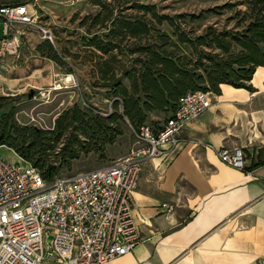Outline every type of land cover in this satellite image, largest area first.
<instances>
[{
	"label": "trees",
	"instance_id": "obj_1",
	"mask_svg": "<svg viewBox=\"0 0 264 264\" xmlns=\"http://www.w3.org/2000/svg\"><path fill=\"white\" fill-rule=\"evenodd\" d=\"M93 4L95 13L83 17L79 24L87 34L81 37L77 58L90 67V86L105 89L112 112L102 115L91 105L86 109L75 103L59 114L54 128L42 129L19 124L14 105L3 110L11 96L0 93V146L31 163L46 180L69 165L80 150L100 151L111 143L121 134L120 122L134 130L151 123L155 130L160 124L152 116L166 119L185 92L218 94L220 84L250 90L255 68L264 67V0L226 2L192 15L195 21L203 13H233L226 18L234 20L230 27L209 24L199 33L193 28L184 30L170 16L159 15L153 6L137 0H93ZM126 9L141 14H124ZM152 21L166 23L170 31L156 30ZM34 51L57 65L67 64L65 55L48 40L37 42ZM66 71L73 70L69 67ZM79 134L86 138L81 140ZM260 152L257 149L251 154L249 167L264 163Z\"/></svg>",
	"mask_w": 264,
	"mask_h": 264
},
{
	"label": "crops",
	"instance_id": "obj_2",
	"mask_svg": "<svg viewBox=\"0 0 264 264\" xmlns=\"http://www.w3.org/2000/svg\"><path fill=\"white\" fill-rule=\"evenodd\" d=\"M26 46L29 54L4 68L7 74H17L29 59L47 60L35 53L33 43H25L20 54ZM54 77L51 62L12 79L18 80L14 87L29 78L35 84L26 86L43 88ZM249 84L250 90L220 84L218 94L210 93V106L181 131V143L141 163L131 193V217L141 242L106 264H264V163L249 167L257 149L264 157V67L255 68ZM206 144L240 147L243 170L220 162ZM160 203L173 209L165 211Z\"/></svg>",
	"mask_w": 264,
	"mask_h": 264
},
{
	"label": "built area",
	"instance_id": "obj_3",
	"mask_svg": "<svg viewBox=\"0 0 264 264\" xmlns=\"http://www.w3.org/2000/svg\"><path fill=\"white\" fill-rule=\"evenodd\" d=\"M36 1L0 3V68L15 66L23 45L32 43L30 34L53 42ZM9 56L13 60L6 63ZM34 89L36 96L50 93ZM210 104L207 91L185 92L157 129L141 125L133 130L134 146L126 155L89 172L46 180L21 157L9 161L0 156V264H106L130 252L142 239L131 217L141 163L180 144L183 128ZM206 146L223 164L243 170L240 147ZM159 207L173 209L166 203Z\"/></svg>",
	"mask_w": 264,
	"mask_h": 264
},
{
	"label": "rangeland",
	"instance_id": "obj_4",
	"mask_svg": "<svg viewBox=\"0 0 264 264\" xmlns=\"http://www.w3.org/2000/svg\"><path fill=\"white\" fill-rule=\"evenodd\" d=\"M19 1L24 0H0L2 3ZM107 1L110 2V0ZM235 1L242 0H137L138 3L153 6V11L159 15L170 16L173 23L179 24L184 30L188 31L193 28L196 33H199L204 26L209 24H213L218 28L222 26L230 27L234 20L226 21V18L233 14L231 10L214 14L203 13V17L195 21L191 16L201 11L212 9L214 6ZM36 2L41 18L50 25L53 38L51 44H53L59 54L65 55L67 64L60 66L49 58H46L47 60L37 59V61L33 58L32 60L29 59L28 62L26 61L27 63L23 67H20L19 71L21 73H18V71L17 74H7L6 71H10L0 68V73L2 74L0 76V93L11 96L3 110L6 111L10 106L14 105V117L19 124H29L42 129L54 128V122L59 114L72 107L75 103L86 109H88V105H91L94 108V112L102 115L112 112L114 107L111 100L106 98L105 89L90 86L93 81L89 75L90 67L88 64H82L81 59L77 58L81 54L83 45L81 37L87 34L85 27L79 24L83 17L92 15L97 10L93 0H37ZM237 8H242V6ZM124 14L139 15L141 11L126 9ZM145 16L149 18V14ZM151 24L156 30L170 31L166 23L158 25L152 21ZM155 35L152 33L151 38L155 39ZM37 42L39 41L33 35L32 43L34 46ZM122 45H126V42H123ZM27 47L25 48V54L21 53L17 58L19 64L29 54ZM33 61L36 62V65H33L34 63L31 64ZM51 62L54 65V72L57 77H54L50 86L43 87V89L50 90L49 95L44 97L36 96V90L30 86L35 84V79L26 78L21 81L22 86H16L12 90L6 87L5 83H8L13 77H18L22 74L27 77L32 73L33 69L44 65L50 66ZM69 67L72 68V72L66 71ZM42 73L43 76L48 75L47 71ZM2 79L5 80L2 82ZM39 79L37 78L36 81L38 82ZM26 82L30 85L26 86ZM31 90H34V92L30 96ZM152 119L158 121V125L163 121V117L152 116ZM146 125L152 129L156 127L151 123H146ZM119 126L121 134L115 135L111 143H106L100 151L95 149L89 151L80 150L69 165L62 166L58 174H78L100 169L116 158L126 155L134 146V128H131L126 122H120ZM79 138L83 140L86 137L79 134ZM0 156L9 161L18 159V155L5 145L0 146Z\"/></svg>",
	"mask_w": 264,
	"mask_h": 264
},
{
	"label": "bare ground",
	"instance_id": "obj_5",
	"mask_svg": "<svg viewBox=\"0 0 264 264\" xmlns=\"http://www.w3.org/2000/svg\"><path fill=\"white\" fill-rule=\"evenodd\" d=\"M37 73H38V71H37ZM39 74V73H38ZM69 78V77H68ZM5 80V79H4ZM3 79H2V82L4 81ZM18 83V80L17 79H12V80H9L8 81V83H5V85H6V87L8 88V89H10V88H12V87H14V85L15 84H17Z\"/></svg>",
	"mask_w": 264,
	"mask_h": 264
},
{
	"label": "water",
	"instance_id": "obj_6",
	"mask_svg": "<svg viewBox=\"0 0 264 264\" xmlns=\"http://www.w3.org/2000/svg\"><path fill=\"white\" fill-rule=\"evenodd\" d=\"M33 92H34V90H31L30 93H29V95L31 96L33 94Z\"/></svg>",
	"mask_w": 264,
	"mask_h": 264
}]
</instances>
